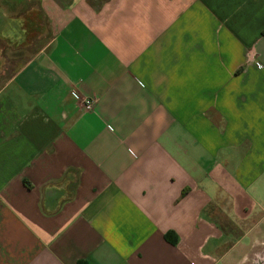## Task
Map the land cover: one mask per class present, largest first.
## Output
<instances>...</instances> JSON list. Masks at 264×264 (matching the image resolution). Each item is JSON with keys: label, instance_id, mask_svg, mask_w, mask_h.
I'll list each match as a JSON object with an SVG mask.
<instances>
[{"label": "crops", "instance_id": "crops-1", "mask_svg": "<svg viewBox=\"0 0 264 264\" xmlns=\"http://www.w3.org/2000/svg\"><path fill=\"white\" fill-rule=\"evenodd\" d=\"M262 248L264 0H0V264Z\"/></svg>", "mask_w": 264, "mask_h": 264}, {"label": "built area", "instance_id": "built-area-1", "mask_svg": "<svg viewBox=\"0 0 264 264\" xmlns=\"http://www.w3.org/2000/svg\"><path fill=\"white\" fill-rule=\"evenodd\" d=\"M73 96L78 98L79 97V94L76 92V91H73L72 92ZM94 99L92 98H84L83 99V105H84V109L85 110H92L93 106H94Z\"/></svg>", "mask_w": 264, "mask_h": 264}, {"label": "flooded vegetation", "instance_id": "flooded-vegetation-1", "mask_svg": "<svg viewBox=\"0 0 264 264\" xmlns=\"http://www.w3.org/2000/svg\"><path fill=\"white\" fill-rule=\"evenodd\" d=\"M249 264H264V248L256 252Z\"/></svg>", "mask_w": 264, "mask_h": 264}, {"label": "rangeland", "instance_id": "rangeland-1", "mask_svg": "<svg viewBox=\"0 0 264 264\" xmlns=\"http://www.w3.org/2000/svg\"><path fill=\"white\" fill-rule=\"evenodd\" d=\"M262 249H260V251H261ZM259 252V251H258Z\"/></svg>", "mask_w": 264, "mask_h": 264}]
</instances>
